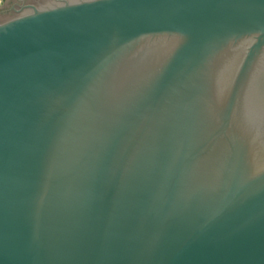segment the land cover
Wrapping results in <instances>:
<instances>
[{"label":"water","instance_id":"1","mask_svg":"<svg viewBox=\"0 0 264 264\" xmlns=\"http://www.w3.org/2000/svg\"><path fill=\"white\" fill-rule=\"evenodd\" d=\"M0 264H264V0H4Z\"/></svg>","mask_w":264,"mask_h":264},{"label":"rangeland","instance_id":"2","mask_svg":"<svg viewBox=\"0 0 264 264\" xmlns=\"http://www.w3.org/2000/svg\"><path fill=\"white\" fill-rule=\"evenodd\" d=\"M4 0H0V7L3 6Z\"/></svg>","mask_w":264,"mask_h":264}]
</instances>
